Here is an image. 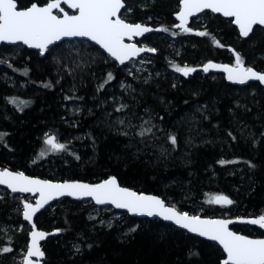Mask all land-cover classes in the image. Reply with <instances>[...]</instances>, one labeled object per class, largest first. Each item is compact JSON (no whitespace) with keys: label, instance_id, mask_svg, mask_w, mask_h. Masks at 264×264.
<instances>
[{"label":"trees","instance_id":"1","mask_svg":"<svg viewBox=\"0 0 264 264\" xmlns=\"http://www.w3.org/2000/svg\"><path fill=\"white\" fill-rule=\"evenodd\" d=\"M46 1L17 4L23 8ZM178 6V0H125L121 15L128 11L126 21L167 29L141 40L156 50L147 55L153 72L148 77L130 76L128 64L119 67L86 40L54 44L42 56L22 45L2 44L0 57L8 63H1L0 70V133L5 134L0 167L59 181L94 182L114 175L121 185L157 194L181 211H195L197 202L222 195L232 203L211 204L198 215H218L220 205L230 216L264 215V88L259 83L231 85L219 74L185 76L173 67L192 68L208 60L231 63L228 52L233 50L264 72V29L255 27L243 39L230 19L205 11L204 24L193 19L185 33L173 28ZM202 31L208 35L196 34ZM163 36L180 44L175 63L165 59L175 50H167ZM68 43L72 48H65ZM72 105L79 108L68 119ZM115 117L129 120L124 132L118 131ZM46 133L56 135L66 150L47 152ZM42 150L47 154L41 158ZM16 200V195L0 200V225H23L11 231L9 241H0V249H12L0 251V264H20L18 251L26 249L28 227ZM114 212L70 198L47 206L35 223L58 234L42 244V264H221L224 254L215 243L158 219L122 211L116 218ZM232 228L264 236L248 225Z\"/></svg>","mask_w":264,"mask_h":264},{"label":"snow or ice","instance_id":"2","mask_svg":"<svg viewBox=\"0 0 264 264\" xmlns=\"http://www.w3.org/2000/svg\"><path fill=\"white\" fill-rule=\"evenodd\" d=\"M62 3L76 10V14L69 15L65 12L61 7ZM180 5V11L176 14L180 23L176 27L185 33L191 31L189 27H186L188 18L205 9L233 18L232 22L238 27L242 37H248L254 26H264V0H180ZM123 7L122 0H48L44 6L32 3L30 7L18 9L17 0H0V41L12 43L19 41L31 48L39 49L41 54H44L49 45L61 40L62 37H87L104 49L109 56L119 61L120 64H124L125 61L141 52L156 50L124 42L125 37L131 40L134 36H140L152 29L139 23L125 22L119 15ZM53 10L63 15L54 14ZM159 30L167 31V29ZM196 34L208 35L203 31ZM214 43L218 44L217 41ZM234 55V67L209 62L204 65L203 71L222 68L228 74L229 80L239 83L256 80L264 84V74L254 71L251 67L245 68L240 55L236 53ZM173 67L185 76L196 70L186 65L184 67L173 65ZM112 79L113 76L109 73L108 80ZM10 102L16 103L17 101L12 98ZM19 103L26 102L20 101ZM139 134L144 135V132ZM4 135L0 133V140ZM170 140L175 145L176 138L173 136ZM43 143L47 147V152H59L67 148V145L58 142L56 135L48 133L45 134ZM47 152L42 150L40 157H44ZM221 163L224 162L221 161ZM0 185H6L12 192L39 193L35 206L29 203L24 204L23 217L29 223H32L36 212L58 196H88L97 204L110 203L116 208L127 209L131 213L161 216L164 220L174 221L190 232L218 241L226 253V259L222 261V264H264V239H250L230 231L228 227L232 223L230 220L201 219L199 216L177 212L174 207H166L163 201L154 196L138 195L134 191L120 187L115 177H109L94 185L79 182L52 183L47 180L30 178L23 172L13 173L3 169L0 170ZM210 203L227 205L232 201L220 195L213 197ZM246 222L264 228V215ZM44 238L45 233L35 230L33 224L23 264H39L40 258L44 256L39 241ZM0 251L7 253L12 249L4 247ZM32 257H36L37 260L33 261Z\"/></svg>","mask_w":264,"mask_h":264},{"label":"water","instance_id":"3","mask_svg":"<svg viewBox=\"0 0 264 264\" xmlns=\"http://www.w3.org/2000/svg\"><path fill=\"white\" fill-rule=\"evenodd\" d=\"M33 3H36V2H33ZM46 3H47V2H46ZM46 3H44V4H38V3H37V4H38V6H44ZM122 3H124V7H125V0H122ZM178 3H179L178 10L173 14V18H174V21H175L174 24H173V28H174L175 30H180L179 28L176 27V25H178V24L180 23L179 20L176 18V14L180 11V7H181V5H180V0H178ZM31 4H32V3H31ZM31 4H29V5L26 6V7H30ZM61 7H62V8L64 9V11L67 12L69 15H74V14H76V10L68 8V6H67L66 4H63V3H62V4H61ZM124 7H123V8H124ZM23 8H24V7H23ZM123 8H122V9H123ZM18 9H22V8H19V7H18ZM122 9H121V11H122ZM53 11H54V14L63 15V13H59V12H57V10H53ZM205 11H208V12L214 14V15H219V16L225 18V19H230L231 22H232V19H233V18H230V17H224V16H223L222 14H220V13H214V12H212L210 9H205V10H203L202 12H199V13H196L195 15H193V16H190V17L188 18V23H187L186 27H188V25L191 23V21H192L193 19H195L196 17H198L200 14H202V13L205 12ZM119 15H120V18H122V17H121V12H120ZM122 19H123V18H122ZM124 20H125V19H124ZM125 22L130 23V22L126 21V20H125ZM137 23H139V24H141V25H143V26H146V27H148V28H150V29H152V30L149 31V32H147V33H144V34H142V35H140V36H134L131 40H129L127 37H125L124 42H125L126 44H135L137 47H141V48H152V47H150V46H147V45H143V44H141L140 41L142 40V38H143L144 36H146V35H148V34H150V33H157V32H159V31H160V30H159L160 27L153 26V25L146 24V23H140V22H137ZM137 23H130V24H137ZM232 24L235 26V28H236V30H237L238 35H239L240 38L246 39V38H248V37L251 35V33H250V35H249L248 37H242V36L240 35V32H239L238 27H237L233 22H232ZM255 27H260V28L264 29V26H259V25H257V26H254V28H255ZM73 40H86V41H88L89 43L95 45V46L98 47L102 52H104L105 55H106L107 57H109L111 60H113V61H114L119 67H120V66H123V65H126V64H128L129 62H131V61H135V60L138 59L140 56H143V55H153V54H155V51H154V52H149V51L141 52V53H139L137 56H135V57H133V58H131V59L125 61L124 64H120L119 61H116L113 57L109 56V54H108L104 49H102V48H101L98 44H96L94 41L89 40L87 37H62L61 40L54 42L52 45H54V44H58V43H61V42H63V41H73ZM2 44H6V45H22L23 47H26L27 49L38 51L39 54H40L41 56L44 55V54L48 51V49L52 46V45H49L48 49L44 52V54H41V52H40L39 49L31 48V47H29L28 45H25V44H23L22 42H19V41L15 42V43H12V42H6V41H0V47H1ZM153 49H154V48H153ZM209 62H211V63H213V64H216V65H220V66H223V65H228L229 67H234V66H235V65L230 64V63H223V62H220V61L208 60V61L204 62V63L201 64V65H197V66L192 67V68H194V69H196V70H195L194 72L189 73V74H192V73H195V72H201V73H204V74H219V75H222L223 78L225 79V81H226L227 83L231 84V85H235V86H240V87H242V86H246V85H248V84H250V83H259V85H260L262 88H264V84H261L259 81H256V80H248V81H246L245 83H239V82H236V81L229 80V79L227 78L228 74H227L225 71H223L222 68H211V69H209L208 72L203 71V67H204V65L208 64ZM243 66H244L245 68H248V67L245 66V65H243ZM249 67H250V66H249ZM251 68H252L254 71H257L258 73L264 74V72L259 71V70L255 69L254 67H251ZM181 74H183V73H181ZM183 75H184V74H183ZM3 169H7V170H9V171H11V172H13V173H15V172H22V171H19V170H13V169H11V168H9V167H0V170H3ZM23 173H24V172H23ZM24 174H25V173H24ZM25 175L28 176V177H30V178L40 179V180H47V181H50V182H52V183H65V182L72 183V182H79V183L93 184V185H94V184L101 183V182H103L104 180L108 179L109 177H115L116 180H117V183L119 184L120 187L127 188V189H129V190H131V191H134V192H136L138 195L154 196V197L160 199L161 201H163V203L165 204L166 207H174V206H172V205H169L164 199H162L161 196H159V195H157V194H154V193H146V192H140V191L134 190V189H132V188H130V187H127V186L121 185V184L119 183L117 177L114 176V175H109V176L106 177V178H103V179H101V180H99V181H94V182H89V181L79 180V179L61 180V181H59V180H49V179L42 178V177H39V176H31V175H27V174H25ZM0 187L6 189V190H7L8 192H10V194H12V195H29V196L33 197V201H32V202H24L23 205H22L21 219H22V220L28 225V227H29V231H28V233H27V244H26L25 253H24V255H23V259H22V261H21L20 264H23L24 256H25L26 253H27V246H28L29 243H30V233L33 231V224L35 225V230L42 231V232L45 233V238H44L43 240L39 241V245H40L42 251H43L42 244H43V243H44L49 237L58 234V230H56V229H54V230H50V231H47V230H44V229H40V228H38L37 225H36V223H35V217H36V216H37L42 210H44L47 206H49V205L52 204L53 202H55V201H57V200H60V199H62V198H70V199H73V200H76V201L90 200V201H91L96 207H106V206H109V207L113 208L115 211H122V212L127 213V215H129L130 217L146 218V219H150V220L158 219V220H160V221H162V222H164V223L170 224V225L174 226L175 228L180 229V230H182V231H184V232H186V233H189V234H191V235L197 236V237H199V238H201V239H203V240H206V241H209V242L215 243V244L221 249L222 253L224 254V257H223L222 260H221V264H222V261H223L224 259H226V253H224L223 248H222V246L219 244L218 241H213V240L209 239L208 237L200 236L198 233L190 232V231H188L187 229H185V228H183V227L177 225L174 221H167V220H164L161 216H156V215L148 216V215H146V214H141V213H131V212H129L127 209L116 208L114 205H112V204H110V203L97 204L95 200H93L91 197H88V196H82V197H75V196H68V195L58 196V197H56V198L50 200L46 205H44L43 208H41L38 212H36V213L34 214V216H33V221H32V223H29V222L26 221V220L24 219V217H23L24 204H25V203H29V204L35 206V202H36V200L39 199V193H21V192H12L11 189L8 188L6 185H0ZM174 208L177 210V212L185 213V212L179 210V209L176 208V207H174ZM187 214H188V213H187ZM188 215H190V216H199L201 219L230 220V221H232V223H230V224L228 225L230 231H233V232H235V233L238 234V235L246 236V237H248V238H250V239H264V236H259V237L249 236V235H246V234H243V233L237 232V231H235V230L232 228L233 225H248V226H250V227H255V228H257V229H260L261 231L264 232V228H260L258 225H254V224H250V223H247V222H246V221L249 220V219H252V218H259V217L262 216V215L253 216V217H250V216L211 217V216H200V215H192V214H188ZM43 253H44V251H43ZM44 257H45V254H44L43 258H40L39 264H42V260L44 259ZM32 260H33V261H36L37 258H36V257H32Z\"/></svg>","mask_w":264,"mask_h":264},{"label":"rangeland","instance_id":"4","mask_svg":"<svg viewBox=\"0 0 264 264\" xmlns=\"http://www.w3.org/2000/svg\"><path fill=\"white\" fill-rule=\"evenodd\" d=\"M46 2H48V1H46ZM178 7H177V10H178ZM126 12H128V11H124L122 13V15H121V17L123 19H125V20H127V16L125 15ZM205 19H206V17L202 16L200 14L198 17H196L194 19L193 22L196 25H202V24H204ZM140 23H144V22H140ZM188 27H189V25H188ZM163 38L166 40L165 41L166 42L165 47H167V50H169V51L175 50V53L173 55L170 52L169 53L167 52L165 54V59L168 62H170V63H175L176 59L180 57L179 56L180 55L179 52H180V49H181V47L179 46L180 44H178V42H176L177 41L176 39L169 38V37H164V36H163ZM72 44L73 43L66 44L65 48H67V47L70 48L71 46H73ZM141 44L151 47V45H148L147 43H144L142 41H141ZM234 53L239 54L238 52H235L233 50H229V52H228V55H230L232 57V62L230 64H233V65H235V55H234ZM240 57L242 59L241 55H240ZM6 59L7 58L0 57V70H2V72L4 70V67H2L1 63H8ZM242 61H243V59H242ZM201 64H203V62H201ZM128 65L129 66L125 67V71H127L130 76H142V75H145L146 77H148L151 74H153V72L151 70V66H149V58L147 57V55L140 56L135 61L129 62ZM243 65L249 67L247 64H245L244 61H243ZM179 75L180 74H178V75L176 74V76H174V79L178 78ZM5 76L6 75L4 74V77ZM10 80H11V78H10ZM122 85H124V83ZM129 87H131V86L128 85L127 88H129ZM78 108H79V106H77V105H72L71 106V109L69 110V115H67L68 119L72 115L71 113H76L78 111ZM115 118H116V121H117L116 122L117 126L121 127L120 128L121 130L118 129V131L121 132V133L124 132V129L126 128L127 122L129 120H127L125 117H120V118L115 117ZM121 121H123V123H121ZM68 122H69V120H66L65 122H63V124L67 125ZM73 139H75V137H73ZM45 149L47 151V147L46 146H45ZM49 153L50 154H56L57 152H49ZM6 191H7L6 189L0 187V200L5 199L6 197L10 198L12 196H15V195L10 194V192H8V191L6 192ZM16 197H17V200L15 201L14 205L16 207H19V209H20L19 210V214L21 215L23 203L24 202H32L33 201V197H31L29 195H16ZM213 197H215V196H211L209 198H206L203 202H197L196 204H194L193 207H194L195 211H183V212L188 213V214H192V215H198L200 212L203 211V209H207V208L210 207L211 204H214V203H210V201L213 199ZM171 205L176 207V208H178L179 210H181L178 206L173 205V204H171ZM220 206L221 207L217 208V210L219 211L218 215H214V216L215 217H230L229 212L226 209L222 208L223 205H220ZM94 213H95V215L98 216V211H96ZM112 215L114 217H116V218H121L120 217L121 215L118 214L117 211L114 212ZM214 216H211V217H214ZM22 227H23L22 223H18L16 225L2 223L0 225V241H2V239L4 241H9L12 238L11 231H13V230L16 231L17 230V232H18L19 230H21ZM27 227H28V225H27ZM28 231H29V227H28ZM18 253H19V255H21V257L19 256V257H17V259L21 263V261L23 259V255L25 253V250L22 251V252L18 251Z\"/></svg>","mask_w":264,"mask_h":264}]
</instances>
